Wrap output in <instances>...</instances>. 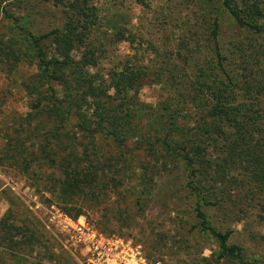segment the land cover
I'll list each match as a JSON object with an SVG mask.
<instances>
[{"label": "trees", "instance_id": "obj_1", "mask_svg": "<svg viewBox=\"0 0 264 264\" xmlns=\"http://www.w3.org/2000/svg\"><path fill=\"white\" fill-rule=\"evenodd\" d=\"M21 1L0 0V74L31 70L15 86L25 101L17 127H0V170L45 184L53 200L47 202L72 218L92 213L130 164L143 188L146 176L180 172L196 227L216 243L215 260L257 264L229 244L230 232L215 230L203 212L218 205L219 194L226 197L218 187L239 177L250 193L259 194L264 215V95L263 79L252 70L258 65L256 47L235 46L240 68L232 78L218 46L209 61L192 62L186 76V55L191 58L198 46H180L186 54L180 59L176 52L179 64L150 78L166 89L150 105L137 97L149 76L145 65L125 60L100 70L104 43L112 36L90 40L102 20L97 0H58L60 24L43 33L30 29V14L16 13ZM216 9L236 28L264 36V0H219ZM218 27L215 18L210 31L215 42ZM114 39L127 41L119 31ZM37 223L29 213L20 220L8 208L0 218V264H21L19 255L35 241Z\"/></svg>", "mask_w": 264, "mask_h": 264}, {"label": "rangeland", "instance_id": "obj_2", "mask_svg": "<svg viewBox=\"0 0 264 264\" xmlns=\"http://www.w3.org/2000/svg\"><path fill=\"white\" fill-rule=\"evenodd\" d=\"M218 1L97 0L102 20L90 35V40L102 42L101 38L112 36L111 41L104 43L107 51L105 59L99 62L100 70L107 71L125 60L130 64L145 65L149 76L139 88L137 97L142 103L154 105L162 99L166 89L149 80L164 66L179 64L176 52L180 53V59L186 54L180 46H198L191 58L186 55L188 66L183 68L186 76L193 72L192 62L209 61L213 46H218L227 58L225 69L232 78H238L240 68L241 54L237 53L236 47L255 46L253 59L258 65L252 70L257 78L263 79L260 84L264 95V36L249 34L236 28L225 16H219L216 9ZM21 2L16 13L30 14L33 20L31 30L43 33L60 24L62 8L58 0ZM215 18L219 26L216 42L210 35ZM117 31L123 33L126 42L114 39ZM30 72L21 68L12 75L0 74V127L12 126L13 123L17 127L15 119L24 114L25 101L15 86L19 78ZM3 145L0 141V147ZM129 168L130 171L117 177L119 180L115 181V187L109 186L104 201L101 203L99 199L92 213L87 211L80 216L100 235L113 236L139 246L148 261L222 264L215 260L214 240L195 225L192 199L183 186V174L172 172L146 176L142 180L143 188L137 177L138 171L131 164ZM45 186L34 183L28 175L0 170V218L11 207L16 218L21 220L29 213L43 228L37 223L35 241L25 247L24 255H19L21 264H83L78 250L42 223L43 209L50 205L48 200L53 201L44 191ZM218 188H222L226 197L224 193L219 194L218 205L203 207L208 223L217 231L230 232L229 244L242 248L248 259L264 264V215L260 211L262 201H259V194L250 193V187L242 184L239 177L235 181L227 180L223 187ZM136 199L139 209L134 204ZM35 204L38 207L35 208ZM105 209L116 214L109 216L104 213Z\"/></svg>", "mask_w": 264, "mask_h": 264}, {"label": "built area", "instance_id": "obj_3", "mask_svg": "<svg viewBox=\"0 0 264 264\" xmlns=\"http://www.w3.org/2000/svg\"><path fill=\"white\" fill-rule=\"evenodd\" d=\"M43 210L44 227L55 231L78 250L83 264H161L148 261L141 248L129 241L100 235L83 216L72 218L54 204Z\"/></svg>", "mask_w": 264, "mask_h": 264}]
</instances>
